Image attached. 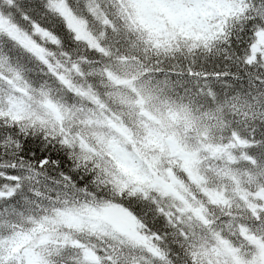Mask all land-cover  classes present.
<instances>
[{"label":"snow or ice","instance_id":"snow-or-ice-1","mask_svg":"<svg viewBox=\"0 0 264 264\" xmlns=\"http://www.w3.org/2000/svg\"><path fill=\"white\" fill-rule=\"evenodd\" d=\"M0 264H264V0H0Z\"/></svg>","mask_w":264,"mask_h":264}]
</instances>
